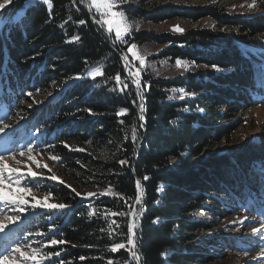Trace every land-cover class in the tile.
Here are the masks:
<instances>
[{
	"label": "trees",
	"instance_id": "obj_1",
	"mask_svg": "<svg viewBox=\"0 0 264 264\" xmlns=\"http://www.w3.org/2000/svg\"><path fill=\"white\" fill-rule=\"evenodd\" d=\"M137 2L119 7L131 26L208 17L216 26L181 35L131 27L126 42L118 43L80 0H51L52 8L14 0L0 11V125L26 126L38 134L32 155L61 158H49L50 173L25 176L23 186L38 199L51 193L49 203L68 207L33 209L29 196L25 211L17 212L25 251L60 252L42 264H136L127 237L137 180L144 192L143 211L135 207L140 264H219L226 252L245 254L254 243L238 238L246 222H220L233 215L264 222L250 206L264 189V139L260 148L245 142L229 148L243 113L264 106V0H256V14L240 17L216 7L176 11ZM131 44L158 46L151 60L179 59L194 69L161 78L146 68L139 101L120 60L131 58ZM97 67L103 75H88ZM117 73L127 88L121 90ZM51 239L66 243L44 247ZM116 243L126 248L112 252Z\"/></svg>",
	"mask_w": 264,
	"mask_h": 264
},
{
	"label": "rangeland",
	"instance_id": "obj_2",
	"mask_svg": "<svg viewBox=\"0 0 264 264\" xmlns=\"http://www.w3.org/2000/svg\"><path fill=\"white\" fill-rule=\"evenodd\" d=\"M147 1L149 2L150 5L156 8H167V9L171 8L172 10H176V11L177 10L180 11L181 9H187V11H192L196 9L216 7L218 9L220 8L221 11L224 12V14H227L229 16H238V17L253 15L256 14L257 12L256 9L254 8L249 9L247 7V4L249 3L245 2V0H147ZM2 2L3 0H0V3ZM35 2H42V0H26L25 6L29 4H33ZM124 4L133 7L139 6L137 0H127V3H121L119 4V7L124 6ZM119 7L116 9L117 11H121L120 9L121 7L120 8ZM150 8L152 7L148 5L147 9L145 10L150 11L151 10ZM92 10L95 13V10L94 9ZM96 16L97 19H100L98 14H96ZM176 25L184 29V31L183 32L172 31V28ZM215 26H216L215 21L211 17L210 18L208 17V18L200 19L197 22H192L191 20H174V21H168L166 23L157 26H153L148 23L139 21V22H135L131 27L134 28L135 31H146L147 33H152L154 35H161L165 33L171 35H181L184 32L191 29L214 28ZM103 29L106 31V26ZM110 35L115 40L114 32L111 33ZM126 36L127 35H125L124 40ZM256 40H260V39H256ZM116 42L122 43L119 41ZM261 43L264 44V40H262ZM159 49L160 48L158 46H150V45H146L142 47L137 46L139 55L145 58V66L143 69H141L140 73L143 72L146 68H148L149 71H151L156 77L168 78L175 76L179 73L181 74L184 73L185 71L194 69L191 64L186 62H183L187 66L186 68L185 67L178 68L176 66V62L169 63L166 61L151 60V57H153L156 54V52H158ZM253 51L255 52V50ZM129 54L131 56V53ZM120 56L124 57L126 55L124 56L120 55ZM129 60L131 61V63L129 62V64L134 68V71L130 69L127 61L128 75L131 78L135 79L131 75V73H134L137 69H139L140 64L139 61L134 60L132 56L131 58H129ZM122 66L124 68L123 64ZM124 72H125V68H124ZM262 73L264 74L263 70ZM125 75L127 76L126 72ZM173 96L174 95L172 94V97ZM2 116L3 113L0 112V121L2 119ZM236 126L239 128H237V130L232 134L231 140L234 143L233 146H230L229 148H237L238 146L236 145L238 143H244V142L248 144V147L252 146L254 148H260L261 146H260L259 137H262L264 139V106L255 107L247 112L245 111L243 115L240 117V121H238ZM30 128H32V126H30ZM36 135L38 134L30 133L29 130L26 128V126L19 128L17 127L16 124H12V123L10 124V128L8 130H6L4 133H0V155H3L5 157V160L10 167L20 168L22 173H27L29 168L34 172L39 171L41 175L44 172L43 171L44 169H47L48 174L50 173V171L48 170L50 168L49 158L42 157L38 153H34L33 155L31 154L34 157L35 161L39 163V165H41L40 167H37V164L29 160L27 158V155L20 156L19 154L22 151L27 152L29 145H31L32 150L35 148V142L33 139L36 138ZM25 137L28 138L25 139ZM40 140L41 138L39 139V141ZM216 148H218V146H216ZM225 149H226L225 146L223 145L219 146L218 151L220 152V155L224 153ZM205 152L207 153L209 152V150ZM13 155H15V161L10 158ZM16 161H20V163L18 164L16 163ZM44 165H47V167H44ZM39 173L37 174L39 175ZM24 182L25 181H23V183ZM261 194L262 195L258 194L256 196V198H258L260 201L254 198L253 204L250 205L251 210L254 211V213L251 214H256L259 218L264 216V189H263V193ZM143 199H144V192L140 204H136L135 202V207L138 208V205H140L139 206L140 211L143 206ZM135 207L133 210L138 215V223H139L141 216L138 213L139 210L137 211ZM17 212L18 211L15 210V206H13L12 209H9L3 207V205H0V222L7 223L6 218L9 216L17 215ZM135 219L137 218L131 216L130 222L135 221ZM254 221L255 220L252 218L246 219L233 215L231 217H228V219L225 220L223 223L220 222V224H218L219 227H224L225 225L227 226H232L234 224L241 225L244 222H246L245 223L246 225L244 227L243 225H241L242 228L240 231V236L238 238H241L240 239L241 241L247 238L253 240L254 242L252 248L245 249L246 251L245 254L226 252V256L219 264H228L230 260L235 261L236 264H264V222L263 224H261ZM24 226L22 224L20 225V222L18 220L14 224L9 225L11 231L6 233H0V252H3L5 248L11 249L12 247H15L16 244H20L23 247L18 232H20V230H22ZM253 229H256L257 231L253 232ZM238 230L239 229H234L232 233H236V231ZM16 255L18 256V254ZM28 264H32V262H28Z\"/></svg>",
	"mask_w": 264,
	"mask_h": 264
},
{
	"label": "snow or ice",
	"instance_id": "obj_3",
	"mask_svg": "<svg viewBox=\"0 0 264 264\" xmlns=\"http://www.w3.org/2000/svg\"><path fill=\"white\" fill-rule=\"evenodd\" d=\"M14 0H3L2 3H0V11L4 10L6 6L10 3H13ZM44 4H46L49 8H52L53 5L51 3V0H42ZM75 2V0H73ZM81 3H85L86 6L91 11L92 9L95 10V13L99 15L100 19H94V22L99 24L102 28L106 26V31L111 34L114 32L115 34V41L119 42H126L124 40L125 35H130V29L131 25L127 22L126 16L123 11H117L116 9L119 7V4L121 3H127V0H80ZM243 7V5H242ZM247 7L249 9H252L256 7V0H252V3L247 4ZM71 19V17H69ZM66 23V22H65ZM80 25L85 24L84 20L78 21ZM63 27V25H61ZM172 31L174 32H183L184 29L179 27L178 25L174 26L172 28ZM80 37L74 36L72 37V41H78ZM128 52L131 53V56L134 60H138L140 64V68L137 69L134 73H131V75L135 78L133 79V83L135 84L137 91V98L143 99V96L141 94V91H139L141 85L139 81L140 71L145 66V58L141 55H139L137 50L136 44H131L128 47ZM128 56H124L123 60L126 62L128 61ZM176 66L179 67H187L182 61L179 59L176 61ZM88 75L92 77L103 75V72L100 67L95 68L93 71L89 72ZM79 78V77H78ZM117 84H123V81L120 78V74L117 73L115 77ZM127 84H123V90L124 88H127ZM183 91V90H180ZM27 95H31V93H28ZM127 110L122 109L120 113H117L118 115H121L125 113ZM144 108L143 104L140 105V112L143 113ZM140 120H143L144 117L141 114ZM10 125L3 124L0 125V133H4L6 129H8ZM135 138V137H133ZM65 147H68L65 145ZM32 147L31 145L28 146L27 152H20V156L27 155V158L33 163L37 164V167H40L39 163H37L34 159V157L31 155ZM12 160L15 161V155L10 157ZM50 159L53 161H58L61 158L58 156H50ZM16 163H20V161H16ZM121 165H124L127 163L125 160L119 161ZM44 167H47V165H44ZM25 176H31L35 178L37 176V173L32 171L30 168L27 173H22L20 168H12L9 166V164L6 162L5 157L3 155H0V205H3L5 208L12 209L13 206H15V210L18 212H24L25 211V205L29 204V200L27 197L31 196L32 203L31 207L33 209L37 207L41 208H47V209H65L68 207V205L65 204H54L49 203L48 200L51 197V193H49L47 196H45L43 199H38L35 195L32 194L31 189L26 188L23 186V181L25 179ZM51 179H58L56 176L50 177ZM144 179H148V177H144ZM111 191V186H109L108 189H106L104 192H101L100 195H106ZM77 195H80L77 193ZM96 193H87V196H94ZM142 199V189L140 185V181H136V196H135V202L136 204H140ZM143 211V208H141V212ZM111 215H117V213H110ZM129 215L133 216L134 218L138 219L137 213L133 210L129 213ZM7 223L0 222V233H6L11 231L9 228V225L14 224L16 221L20 220L19 215L15 216H9L6 218ZM115 223V221H113ZM119 227V225H117ZM136 227L135 221L128 223V237H127V250L131 256V258L135 259L137 261V264L140 262V256L137 254V244L135 242L134 236V228ZM256 229H253V232H256ZM111 231L109 232V235H111ZM29 235H32V233H29ZM35 235H46L45 233H36ZM66 243L64 240H58V239H51L47 242L44 247L49 246H55V245H61ZM25 246H21L20 244H16L15 247H12L11 249L5 248L3 252H0V264H28V262H32V264H42L44 260L50 259L53 255L59 256L60 252L51 253L49 252L47 255L41 254V250L39 248H33L30 251L24 250ZM126 245L124 243H116L114 246L111 247L112 252H116L118 249H125ZM6 253V254H5ZM18 254V256L16 255ZM81 260L84 259V257L80 258ZM61 264H64L63 261H61ZM108 264H113L112 261H109Z\"/></svg>",
	"mask_w": 264,
	"mask_h": 264
},
{
	"label": "water",
	"instance_id": "obj_4",
	"mask_svg": "<svg viewBox=\"0 0 264 264\" xmlns=\"http://www.w3.org/2000/svg\"><path fill=\"white\" fill-rule=\"evenodd\" d=\"M91 18H92V20H93V22H94V19H93V16L91 15ZM95 23V22H94ZM97 26H99V28L102 30L103 28L99 25V24H97V23H95ZM109 37V36H108ZM120 60H121V62H122V64L124 65V68H125V72H126V74H127V77H128V79L130 80V82H131V84L134 86V88L136 89V91H138V89L136 88V86H135V84L133 83V78H131L129 75H128V67L126 66V62L123 60V57H121L120 56ZM140 100V99H139ZM141 115V113H140V111H139V116ZM141 122H142V120H141ZM137 181H139V180H137ZM141 189H142V187H141ZM142 196H143V189H142ZM140 225H141V219H140V221H139V224H138V227H137V229L140 227ZM135 232V236H134V239H135V242H136V230L134 231ZM135 260V259H134ZM135 262H136V264H137V261L135 260ZM139 264H140V262H139Z\"/></svg>",
	"mask_w": 264,
	"mask_h": 264
},
{
	"label": "bare ground",
	"instance_id": "obj_5",
	"mask_svg": "<svg viewBox=\"0 0 264 264\" xmlns=\"http://www.w3.org/2000/svg\"><path fill=\"white\" fill-rule=\"evenodd\" d=\"M264 65H262V67H263Z\"/></svg>",
	"mask_w": 264,
	"mask_h": 264
}]
</instances>
